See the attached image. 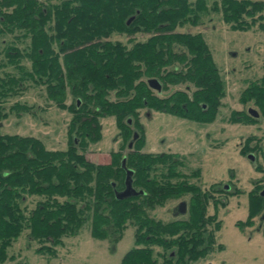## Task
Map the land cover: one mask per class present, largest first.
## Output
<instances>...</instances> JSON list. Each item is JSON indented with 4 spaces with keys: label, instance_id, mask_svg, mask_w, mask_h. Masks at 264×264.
Masks as SVG:
<instances>
[{
    "label": "trees",
    "instance_id": "obj_1",
    "mask_svg": "<svg viewBox=\"0 0 264 264\" xmlns=\"http://www.w3.org/2000/svg\"><path fill=\"white\" fill-rule=\"evenodd\" d=\"M211 7L205 0H0V263L13 258L9 249L25 230L38 252L56 254L87 226L93 237L113 241L129 225L136 228V246L122 264H191L224 249L216 238L221 221L206 215L208 194L172 182L179 177L175 154L135 150L139 135L122 157L112 152L107 165L86 156L87 147L101 141V120L108 116L127 128L142 110L200 124L217 119L225 79L203 34L182 30L202 25L201 17L215 11L233 32L264 33V0H220ZM150 79L161 83V92L149 86ZM28 81L45 87L49 100L72 115L67 149L50 150L38 138L2 132L4 102ZM240 103L246 106L241 118L264 119V73L241 92ZM123 159L134 171L133 187L144 194L118 200L126 180ZM263 190L258 183L249 193L244 225L262 220ZM186 192L192 200L185 201L184 216L166 223L153 216Z\"/></svg>",
    "mask_w": 264,
    "mask_h": 264
},
{
    "label": "rangeland",
    "instance_id": "obj_2",
    "mask_svg": "<svg viewBox=\"0 0 264 264\" xmlns=\"http://www.w3.org/2000/svg\"><path fill=\"white\" fill-rule=\"evenodd\" d=\"M216 1L219 3L220 0H205L210 8ZM201 20H204L202 25L196 28L186 26L182 31L203 34L225 79L227 95L217 119L210 124H200L169 113L152 112L148 115L142 110L135 118L138 125L133 121L127 128L119 125L115 117L108 116L101 120V141L90 144L86 156L94 163L109 164L112 152L119 157L127 153L133 131L141 136L135 150L175 154V170L179 177L172 182H187L207 193L210 204L206 215L221 221L216 238L224 249L191 264H264V218L258 219L253 226L244 225L249 217V193L258 183L264 184V141H261L264 119L254 122L238 114L246 109L240 103L241 92L264 73V33L258 30L233 32L224 24L221 14L215 11L203 15ZM115 37L126 40L124 36ZM138 37L143 36L139 34ZM1 59H4L2 55ZM7 69L17 74L14 67ZM25 85L19 95L4 102L7 118L2 119V132L38 138L50 150L67 149L72 115L49 100L45 87L31 81ZM72 102V96H68L67 104ZM16 103L21 105L15 106ZM232 115L241 120L230 121ZM128 131L130 135L126 136ZM251 136L259 138L261 149L257 147L256 138L249 140ZM249 154H255L257 161ZM224 187L228 193L234 194L228 196ZM191 200L190 194L183 193L153 211V216L165 223L171 222L185 215L180 214L178 208L185 201L190 204ZM30 201L35 203L33 198ZM213 227L210 225L209 229ZM135 235L136 228L129 225L118 241L100 239L93 237L87 226L78 236L66 238L56 254H50L38 252V242L31 240L25 230L9 249L13 258L0 264H122L126 254L136 246ZM154 250L156 256L157 249Z\"/></svg>",
    "mask_w": 264,
    "mask_h": 264
},
{
    "label": "water",
    "instance_id": "obj_3",
    "mask_svg": "<svg viewBox=\"0 0 264 264\" xmlns=\"http://www.w3.org/2000/svg\"><path fill=\"white\" fill-rule=\"evenodd\" d=\"M131 21V20H129ZM149 86L158 91L161 92L162 90V86L161 83L157 80V79H150L148 81ZM249 114L253 117V118H259L260 115L259 113L253 109V108H249L248 110ZM128 124L131 125L132 124V119H128ZM139 138V134L138 132H134L133 135V139L130 141L129 143V148L131 149L133 147L134 142ZM250 157L252 159H255V157L253 155H250ZM122 167L124 168L125 172H126V180H125V188L122 191H117L116 192V198L118 200H124V199H128L131 198L133 196H139L144 194L143 191H137L134 187H133V175H134V171L132 169H129L126 167V159H123L122 161ZM262 196H264V191L261 193ZM178 212L180 214H186L187 212V204L186 202H183L179 208H178ZM264 218V214L263 217Z\"/></svg>",
    "mask_w": 264,
    "mask_h": 264
},
{
    "label": "flooded vegetation",
    "instance_id": "obj_4",
    "mask_svg": "<svg viewBox=\"0 0 264 264\" xmlns=\"http://www.w3.org/2000/svg\"><path fill=\"white\" fill-rule=\"evenodd\" d=\"M148 115H149V113H148ZM264 191V190H263ZM263 191H261V193L263 192ZM263 217V216H262ZM263 219V218H262Z\"/></svg>",
    "mask_w": 264,
    "mask_h": 264
}]
</instances>
